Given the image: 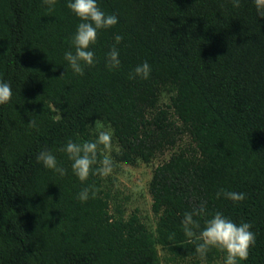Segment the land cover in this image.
<instances>
[{
    "label": "trees",
    "instance_id": "trees-1",
    "mask_svg": "<svg viewBox=\"0 0 264 264\" xmlns=\"http://www.w3.org/2000/svg\"><path fill=\"white\" fill-rule=\"evenodd\" d=\"M98 6L118 22L99 31L95 63L80 75L63 59L78 21L65 0H0V80L12 89L0 104V264L222 263L214 248L200 258L182 231L184 212L201 202L249 222L255 243L239 264H264V16L252 0ZM116 33L121 62L110 71L105 52ZM144 60L148 78H130ZM97 122L119 146L113 165L148 163L176 147L149 183L155 231L137 211H112L105 176L72 175L60 149L69 138L94 139ZM41 149L65 175L36 161ZM104 154L100 145L97 161ZM89 185L95 195L81 202L76 193ZM219 188L245 197L217 198Z\"/></svg>",
    "mask_w": 264,
    "mask_h": 264
},
{
    "label": "clouds",
    "instance_id": "clouds-1",
    "mask_svg": "<svg viewBox=\"0 0 264 264\" xmlns=\"http://www.w3.org/2000/svg\"><path fill=\"white\" fill-rule=\"evenodd\" d=\"M54 0H42L43 4L51 7ZM234 7L240 5V0H231ZM258 16H264V0H252ZM69 9L78 21L74 31L69 38L70 48L63 53V59L67 67L74 74H83L85 65L95 63V53L90 45L97 41L98 33L101 29H107L118 22V17L114 13H106L98 6V0H65ZM122 39L118 33L113 35L114 44L105 52V67L110 71L120 65L119 51L116 48ZM151 66L147 60L135 65L130 73V78L141 77L147 79ZM12 95L10 84L6 80H0V104L8 103ZM28 124L35 127L33 120ZM100 128V125H96ZM112 144V131L99 130L94 139L73 141L67 139L60 149L66 154L69 167L73 176L84 182L89 174L107 176L113 168V161L109 154H104L97 161L98 148L103 146L107 153ZM35 159L44 168L51 169L60 176L65 175L66 169L58 164L57 157L49 149H41L36 153ZM98 164V167L93 165ZM91 189V193H90ZM95 195L92 186H85L76 193V198L81 202L87 200L89 196ZM216 197L223 196L232 202L244 199V192L217 189ZM184 236L189 242L194 243V251L200 258L205 259L211 249H217L223 253L222 264H239L246 260L249 255V248L255 243V234L251 230V225L247 221H234L224 215L221 211L209 212L203 202L193 207L190 211H185L180 221ZM194 238V239H193Z\"/></svg>",
    "mask_w": 264,
    "mask_h": 264
},
{
    "label": "rangeland",
    "instance_id": "rangeland-1",
    "mask_svg": "<svg viewBox=\"0 0 264 264\" xmlns=\"http://www.w3.org/2000/svg\"><path fill=\"white\" fill-rule=\"evenodd\" d=\"M163 101H168V95L164 94ZM96 125H100L97 128ZM95 130H108L112 131V128L103 122H97ZM189 143V139H183L180 144L186 145ZM119 146L114 140L112 133V144L110 149L105 154H109L111 157L112 153L117 151ZM176 150V147L167 150L165 153L157 156L148 163L140 162L138 165H131L124 162H116L113 165L112 171L109 175L104 177V184L109 192L111 193V205L112 211L119 207L120 211L123 212L125 217H128L131 212L137 211L142 220L150 227L151 230L155 231L156 228V216L152 211V197L149 192V183L153 176L154 169L167 160L171 153ZM158 251L164 258L166 251L161 245H157ZM161 264H165L162 261ZM171 264H188L186 261H173ZM214 264H222L221 261H217Z\"/></svg>",
    "mask_w": 264,
    "mask_h": 264
}]
</instances>
